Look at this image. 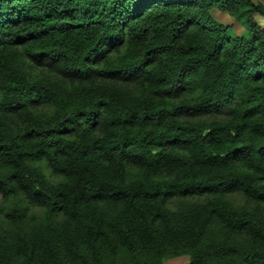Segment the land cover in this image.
Returning a JSON list of instances; mask_svg holds the SVG:
<instances>
[{"label": "trees", "instance_id": "1", "mask_svg": "<svg viewBox=\"0 0 264 264\" xmlns=\"http://www.w3.org/2000/svg\"><path fill=\"white\" fill-rule=\"evenodd\" d=\"M255 15L264 2L0 0V193L19 203L0 264H264Z\"/></svg>", "mask_w": 264, "mask_h": 264}, {"label": "rangeland", "instance_id": "2", "mask_svg": "<svg viewBox=\"0 0 264 264\" xmlns=\"http://www.w3.org/2000/svg\"><path fill=\"white\" fill-rule=\"evenodd\" d=\"M257 1H262L264 2V0H257ZM255 19L257 20V22L264 28V18H262L259 15H255L254 16ZM215 18H217L218 21L222 22L223 24H228L231 25L230 30L233 34H238L243 32L244 27L243 25L235 20L231 15H229L228 13H222V12H217L215 14ZM38 72V70H37ZM36 73V72H35ZM38 165H41L43 168V171L46 175L50 176L51 171L48 167L44 166V163H38ZM51 179H54V177H51ZM199 198L198 197H194L189 199L188 201L191 202H195L198 201ZM230 200L236 204L241 203L242 202V197H240L238 194L233 195L232 197H230ZM186 201H175L171 200L170 204L172 206V208H178L180 204H183ZM19 204L18 202H16L15 200H6L3 198V196L0 193V222L3 223L4 226H8V223L6 221H4V217L2 212L8 210L9 208H11L13 205H17ZM3 208V210H2ZM27 213L31 214L34 213L36 216L35 218L38 219L40 217H42L43 214V209L41 207H37V206H27ZM30 224V222H27ZM189 262V255L187 253L181 252V253H177L174 256H167V257H161L158 258L154 261L149 262L148 264H187ZM118 264H123L122 259L119 260Z\"/></svg>", "mask_w": 264, "mask_h": 264}]
</instances>
